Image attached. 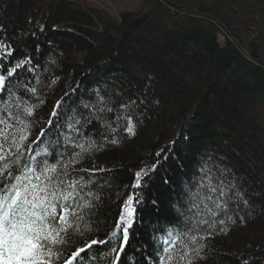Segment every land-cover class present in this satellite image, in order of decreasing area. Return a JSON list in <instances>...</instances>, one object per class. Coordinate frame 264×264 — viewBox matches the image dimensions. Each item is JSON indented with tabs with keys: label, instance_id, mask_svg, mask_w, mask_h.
I'll return each mask as SVG.
<instances>
[{
	"label": "trees",
	"instance_id": "16d2710c",
	"mask_svg": "<svg viewBox=\"0 0 264 264\" xmlns=\"http://www.w3.org/2000/svg\"><path fill=\"white\" fill-rule=\"evenodd\" d=\"M0 40L13 49L11 56L0 53V64L12 67L28 55L39 65L35 74L18 70V79L31 81L44 101L29 143L48 119L55 121L51 113L61 97L67 107L105 87L120 94L117 107L143 101L134 136L118 131L109 136L118 144L106 143L75 164L105 171L94 173L98 231L71 236L65 256L85 240H108L124 201L140 191L143 202L133 203L135 222L119 264H150L154 237L182 227L172 204L182 199L199 158L210 155L249 194L260 195L250 197L251 216L242 209L244 219L228 224L227 234L205 241L200 264H264V0H137L119 18L92 0H0ZM158 160L146 186L133 189L135 173ZM108 250L94 246L88 256L96 260L83 264H110Z\"/></svg>",
	"mask_w": 264,
	"mask_h": 264
},
{
	"label": "snow or ice",
	"instance_id": "6c2138e0",
	"mask_svg": "<svg viewBox=\"0 0 264 264\" xmlns=\"http://www.w3.org/2000/svg\"><path fill=\"white\" fill-rule=\"evenodd\" d=\"M12 51L0 40V53L11 56ZM49 62L55 64L54 59ZM38 67L32 66L28 55L12 67L0 64V264H83L85 259L96 260L88 256L94 246H109L110 264H119L135 222L133 203H142V194L133 192L124 201L108 240H85L83 246L65 256L71 236L85 237L98 231L95 219L100 198L93 191L97 187L94 173L105 171L76 169L75 164L106 143L118 144L116 138L109 140L118 131L134 136L137 109L143 101L127 99L117 107L116 96L120 94L114 96L105 87L92 89L88 99L80 98L67 107L61 97L51 113L55 121L48 119L46 127H40L39 135L29 143L32 131L39 126L35 111L44 101L31 81L18 79V70L35 74ZM33 78L40 83L38 76ZM58 80L53 79L49 87ZM54 125L55 135L50 136ZM92 125H96L95 134L89 132ZM159 164L158 160L152 169L135 173L132 188L142 190L146 186L144 178ZM170 179L162 182L168 184ZM253 195L260 194H249L230 168L210 155L207 159L202 155L183 185L182 199L172 204L182 218L178 221L182 227L169 228L163 236L154 237L156 247L150 264H200L207 239L213 234H227L228 224H235L236 218L244 219L239 215L242 209L251 216L255 210L250 202ZM152 204L156 206L157 201Z\"/></svg>",
	"mask_w": 264,
	"mask_h": 264
},
{
	"label": "rangeland",
	"instance_id": "374dc122",
	"mask_svg": "<svg viewBox=\"0 0 264 264\" xmlns=\"http://www.w3.org/2000/svg\"><path fill=\"white\" fill-rule=\"evenodd\" d=\"M95 4L106 9L119 18L121 13L131 9L135 10L137 0H92Z\"/></svg>",
	"mask_w": 264,
	"mask_h": 264
},
{
	"label": "bare ground",
	"instance_id": "6f19581e",
	"mask_svg": "<svg viewBox=\"0 0 264 264\" xmlns=\"http://www.w3.org/2000/svg\"><path fill=\"white\" fill-rule=\"evenodd\" d=\"M216 126V125H215Z\"/></svg>",
	"mask_w": 264,
	"mask_h": 264
}]
</instances>
